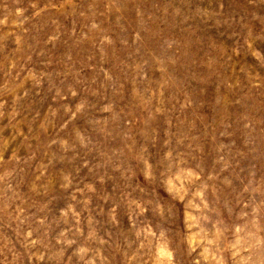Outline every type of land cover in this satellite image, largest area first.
Returning a JSON list of instances; mask_svg holds the SVG:
<instances>
[{
	"label": "rangeland",
	"instance_id": "374dc122",
	"mask_svg": "<svg viewBox=\"0 0 264 264\" xmlns=\"http://www.w3.org/2000/svg\"><path fill=\"white\" fill-rule=\"evenodd\" d=\"M0 264H264V0H0Z\"/></svg>",
	"mask_w": 264,
	"mask_h": 264
}]
</instances>
